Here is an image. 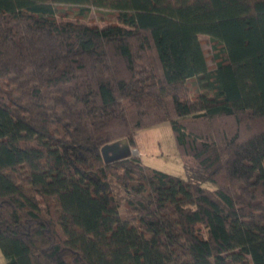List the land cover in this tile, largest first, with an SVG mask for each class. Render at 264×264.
<instances>
[{
    "label": "trees",
    "instance_id": "trees-1",
    "mask_svg": "<svg viewBox=\"0 0 264 264\" xmlns=\"http://www.w3.org/2000/svg\"><path fill=\"white\" fill-rule=\"evenodd\" d=\"M164 123L186 178L106 163ZM0 251L264 264V0H0Z\"/></svg>",
    "mask_w": 264,
    "mask_h": 264
},
{
    "label": "rangeland",
    "instance_id": "rangeland-1",
    "mask_svg": "<svg viewBox=\"0 0 264 264\" xmlns=\"http://www.w3.org/2000/svg\"><path fill=\"white\" fill-rule=\"evenodd\" d=\"M72 18V15L69 16ZM93 11L86 19L95 22L100 26H104L111 19H107ZM204 48L211 55V39L207 35H203ZM211 65L213 61L209 62ZM137 145L132 148V154L140 156L142 162L151 168L176 175L182 178L187 177L184 166V159L179 151L171 126L164 123L158 126L142 129L136 136Z\"/></svg>",
    "mask_w": 264,
    "mask_h": 264
},
{
    "label": "water",
    "instance_id": "water-1",
    "mask_svg": "<svg viewBox=\"0 0 264 264\" xmlns=\"http://www.w3.org/2000/svg\"><path fill=\"white\" fill-rule=\"evenodd\" d=\"M130 155H132V150L130 149L126 139L122 140L120 143L107 145L103 148V156L106 163H112Z\"/></svg>",
    "mask_w": 264,
    "mask_h": 264
},
{
    "label": "crops",
    "instance_id": "crops-1",
    "mask_svg": "<svg viewBox=\"0 0 264 264\" xmlns=\"http://www.w3.org/2000/svg\"><path fill=\"white\" fill-rule=\"evenodd\" d=\"M0 264H6L5 258L1 251H0Z\"/></svg>",
    "mask_w": 264,
    "mask_h": 264
}]
</instances>
